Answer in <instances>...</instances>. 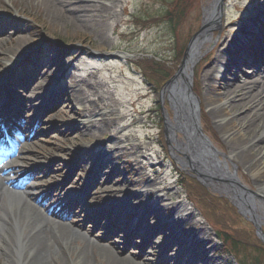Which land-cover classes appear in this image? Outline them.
<instances>
[{"label": "rangeland", "instance_id": "obj_1", "mask_svg": "<svg viewBox=\"0 0 264 264\" xmlns=\"http://www.w3.org/2000/svg\"><path fill=\"white\" fill-rule=\"evenodd\" d=\"M212 1L61 0L63 10L79 5L87 7L86 12L74 17L66 14L67 18L77 20L73 24L72 21L55 18L41 0H0V27H4L0 30L1 50L11 46L10 36L19 34V31L26 37L24 50L18 51V55H0V142L4 138L10 143L16 140L20 143L16 151L22 154H12L4 168L16 165L26 168L19 178L33 174L37 169L39 178L31 177L27 185L38 201L49 205V214L55 215V210L63 213L61 220L72 229L81 227L80 233L86 234L95 243L106 245L119 259L128 258L134 264H159L164 251L153 248L158 240L156 234L149 240L148 236L153 228L161 226L166 231L171 230L167 238L173 239L175 232L171 224L174 222L190 231L200 228L208 231L207 237L215 247L212 255L219 264H240L231 255L221 253L214 228L205 220L201 209L187 198L180 182L183 175L188 178L191 187L194 181L197 182L206 193L214 199L218 198L219 201L214 203L219 208L229 212L231 208L223 201L226 200L240 216L237 229L254 230L255 233V226H258L249 216L243 217L239 213L229 196L208 182V188H205L190 167H182L176 160V156L183 157L182 153L172 149L169 134L168 144L163 135L161 91L179 68L190 41L201 32L205 9ZM177 2L184 15L176 31L172 32L168 22L160 18ZM263 11L264 0H223L217 25L207 31V40L203 41L199 54L189 65L191 77L188 83L199 101V122L202 129L206 125L211 137L205 134L215 150L223 155L218 156L220 160L229 156L231 150L220 129L221 123L205 107L202 75L213 65L223 50L222 46L226 47L224 41H231L245 27L246 17ZM260 23L255 25V32L259 35ZM15 25L17 28L11 30ZM261 39L260 45L254 48L262 54L264 37ZM179 47H183V52L174 73L156 90L151 82L142 77L136 62L139 59L163 60L172 65ZM226 49L229 56L220 58L225 69H220L221 74L218 75L228 82L236 73L235 68L231 69L230 56L238 48ZM246 56L243 63L253 54ZM52 70L57 73L54 75ZM240 71L264 83V73L241 67ZM66 89L77 94L81 104L75 106L69 103ZM163 100L172 119L173 111L170 110L167 96ZM82 123L88 126L85 132L77 130ZM90 135L95 140L93 144L82 140ZM177 137L181 138L179 134ZM259 139L260 135L240 151ZM1 146L7 147L4 144ZM100 146L106 153L100 151ZM87 149L91 151L89 158L80 162V168L75 167L77 159ZM98 156L112 161L113 168L100 173L103 180H108L114 179V172L117 171L116 180L110 181H115L114 184H96L101 179ZM24 158L31 159V162L26 164ZM227 165L231 170V164L228 162ZM237 173L241 186L249 193L256 192L260 187L254 168L241 166L237 168ZM260 175L263 179L264 173ZM122 181L128 185L127 191L122 190ZM56 186H60V191L69 198L60 209L54 206L63 197L62 193L53 194ZM133 193L139 194V197L134 198ZM124 198L129 202L137 200V205L130 207L121 203L118 208L106 209L107 202H118ZM76 199L83 200L81 209L69 210ZM143 205L149 206L144 216L153 206L157 210L154 209L153 213L156 214L142 223L140 208ZM89 218L92 221L86 223V220L90 221ZM147 224L154 227L150 229ZM122 228L130 230L122 231ZM135 228L139 234L130 235ZM261 228L264 231V225ZM256 238L264 248L263 241ZM176 241L186 246L188 243L183 239ZM252 248L248 249L247 258L250 261L256 257L262 258ZM6 255H10V252L0 247V264H5L3 257ZM17 256L10 255L15 264L22 259ZM98 256H95L97 261ZM171 259L172 254H167L165 260L170 262ZM182 261L192 264L190 258H183ZM248 262L245 259V263Z\"/></svg>", "mask_w": 264, "mask_h": 264}, {"label": "bare ground", "instance_id": "obj_2", "mask_svg": "<svg viewBox=\"0 0 264 264\" xmlns=\"http://www.w3.org/2000/svg\"><path fill=\"white\" fill-rule=\"evenodd\" d=\"M41 2L45 8L51 10V15L55 18L72 21L73 24L77 20L69 19L70 17L67 18L66 16L72 14L74 17V15L82 14L86 12L87 8L79 5L72 9L68 7L63 10L60 7L61 0H41ZM262 19L264 20V11L256 15L254 13L249 14L245 19V27L241 28L242 30L231 41H224V45L227 44L226 47L222 46L223 50L215 58L213 65L202 75V84L205 89L204 104L209 109L211 116L221 123L220 129L226 136L231 150L229 156L220 160L218 158L220 154L215 150L212 143L205 142L200 136L199 129L201 127L197 122V114L200 109L199 101L190 91L188 95V82H190L191 77L189 65L193 58L199 54L203 41L207 40V31L217 25L219 20L217 0H213L205 9L202 30L192 40L180 72L173 83L161 92V97L167 96L174 114L172 119L168 118V134L171 138L172 149L176 152L179 151L183 156L182 158L176 156L177 162L179 161L184 168L186 166L189 168L188 165H190L205 182L213 185V188L218 189L235 201L242 211L258 225L260 236L264 238V231L261 228L264 225V178L262 179L260 175V173H264V154L257 158L262 152L264 153V83L259 82L251 75L245 76L240 73V67L252 69V72L259 74L264 73V61L262 60L264 57L258 49L254 48L255 45L258 46L257 42L260 43L259 34L255 32V25L260 23ZM260 27L261 34H264V21L260 23ZM2 28L4 27H0V30H3ZM16 28L17 25L12 26L11 30ZM21 32L10 36L11 46L7 50L0 48V52H2L0 55L3 57L14 56L18 55V51L24 50L26 37ZM227 47H237L238 49L230 56L231 60H237V62L230 60L231 69L235 68L236 73L231 81L225 82L218 74H221L220 69H225V64L222 63L223 59L220 60V58L229 56ZM238 52L240 56H238ZM249 53H252L253 56L249 58L248 63H243V59ZM217 64H219L218 68ZM52 73L55 75L57 71L52 70ZM228 73L231 75L230 72ZM1 77L0 80H2ZM66 90V98L70 101H68L69 103L75 106L81 104L77 94ZM193 111L194 114H192ZM105 124L108 125V123ZM87 128V124L82 123L77 130L85 132ZM178 134L181 138L177 137ZM102 135L105 136V134ZM258 135H260V139L256 143H252L250 147L240 151ZM82 140L88 144H93L95 141L91 135L82 138ZM13 145L14 150L19 147L16 141L13 142ZM90 154L91 151L85 150L77 159L75 167L80 168L82 164L80 162H85ZM23 160L26 164L31 162V159L28 158ZM98 162L100 164L98 173H104V169L113 168V163L109 159L104 160L98 156ZM228 162L231 164V170L228 168ZM241 166L254 168L257 172L256 181L259 182L260 187L256 192L249 193L240 186L237 168L239 169ZM25 169L20 168V166L13 167L10 172L3 168L0 169V175H2L0 176V247L8 250L12 256L15 254L20 256L22 259H18L19 264H134L128 258L119 259L106 245L95 243L86 234L80 233L81 227L76 226L78 230L72 229L68 223L61 220L63 213L56 210L55 215L49 214L47 212L48 204L38 201L37 196L33 195L31 189L26 185L21 187L25 184V179L20 182L17 181L16 175L24 172ZM38 174H33L32 178H39ZM100 174V183H96L99 186H102L103 182L104 184L111 183V180L117 178V171L114 172V179L103 180L104 177H102V173ZM114 183L115 181L111 184ZM127 187L128 185L122 181V190L127 191ZM60 188V186H56L53 192L54 195L62 193V200L56 203V206L59 207L64 201L69 200L67 194L60 191ZM108 190L110 189L108 188ZM135 196L139 197V194L133 193L134 198ZM260 202L263 203V206ZM74 203L81 208L83 200L80 199ZM107 203L106 209L109 211L110 208H118L121 203L135 207L137 200L129 202L127 198H124L118 202ZM148 207L143 205L140 208L143 213H141L143 216L142 223L156 214L153 212L157 208L153 206L150 212L144 216ZM89 220H86V223L92 221L91 218ZM171 225L175 232V236L171 240L167 238V235H171V230L166 231L161 226L153 228L148 236L149 240L156 234L158 240L153 248L164 251L159 264H184L183 258H190L192 264H219L212 255L215 247L207 237L208 231H203L201 228L190 231L182 228L183 226L177 222ZM149 227L151 229L154 226ZM99 228L101 229V227ZM121 230L130 229L122 228ZM138 232L139 230L135 228L131 230L130 235H136ZM175 237L176 240L188 241L187 246L178 244ZM9 244L15 249L14 251ZM148 244L149 242H147ZM176 252L177 254H175ZM167 254H172L170 262L165 260ZM10 255L3 257L5 264H15ZM95 256H98V261Z\"/></svg>", "mask_w": 264, "mask_h": 264}, {"label": "trees", "instance_id": "obj_3", "mask_svg": "<svg viewBox=\"0 0 264 264\" xmlns=\"http://www.w3.org/2000/svg\"><path fill=\"white\" fill-rule=\"evenodd\" d=\"M178 2L176 5H172L173 7L171 10L166 11L160 18L162 19L161 21L168 22L172 32L176 31V26L179 24L184 15ZM182 52L183 47H179L176 52L177 57L172 65L163 60L156 61L139 59L136 62V67L142 77L146 81L151 82L155 89L158 90L163 82H165L174 73ZM203 127L204 132L210 136L209 130L205 124ZM187 180L188 178L183 175V179L180 181L186 190L187 198L201 209L205 220L212 228H214L215 235L221 244V253L231 255L240 264H264V248L262 244L256 238L254 230L249 232L244 230V228L237 229L240 216L236 213L235 209L226 200L222 199L224 203L231 208V211L229 212L223 211V208H219V205L214 203L215 201H219L218 198L214 199L195 181L193 183L194 186L191 187ZM253 246L260 250L253 249ZM249 248H252V250L261 254L262 258L259 259L256 257L250 261V259L247 258L249 256H246ZM245 259H248L249 262L245 263Z\"/></svg>", "mask_w": 264, "mask_h": 264}, {"label": "water", "instance_id": "obj_4", "mask_svg": "<svg viewBox=\"0 0 264 264\" xmlns=\"http://www.w3.org/2000/svg\"><path fill=\"white\" fill-rule=\"evenodd\" d=\"M217 4H218V6H219V11H220V10L222 9L223 0H217ZM193 39H194V38H193ZM193 39H192V40H193ZM192 40L190 41V44H191ZM190 44H188V46L186 47V49H185V51H184L183 59H182V61H181V63H180L179 68L177 69L176 73L171 77V79H170L168 82H166V84L164 85L163 90L166 89L168 86H170V85L173 83L174 79L176 78V76H177L178 73L180 72V70H181V68H182V66H183V64H184L185 56L187 55V51H188V49H189ZM163 90H162V91H163ZM189 91L192 93V91H191V87L189 86V83H188V95H189ZM192 94H193V93H192ZM194 97H195V96H194ZM161 100H162V103H163V97H161ZM167 100H168V98H167ZM168 102H169V100H168ZM169 106H170V103H169ZM170 110H172V106H170ZM172 111H173V110H172ZM192 114H194V111L192 112ZM162 115H163V133H164L165 138L167 139V135H168V116H167V113L164 114V110H163V109H162ZM173 117H174V114H173ZM197 122L200 124V122H199V113L197 114ZM200 127H201V126H200ZM199 133H200V136L203 138V140H204L205 142H210V140L208 139V137L205 136L204 133L202 132V129H201V128L199 129ZM166 141H167V144H168V139H167ZM188 164H189V161H188ZM188 166L191 168V171L195 174V178L199 181V183H201L203 186H205V187L208 188V184H207V182H205V180H203V179L199 176V174H198L197 172H195V170H194L190 165H188ZM240 186H241V185H240ZM241 187H242V186H241ZM242 188H243V187H242ZM243 189H244V188H243ZM245 190H246V189H245ZM246 191H247V190H246ZM247 192H248V191H247ZM230 200L232 201V204L238 209L239 213H240L243 217H245L246 213L242 211V209H241V208L235 203V201H233L231 198H230ZM255 228H256V233H257V235L259 236V238H261V240H262L263 243H264V238H262V237L260 236V230H259V227H258V226H255Z\"/></svg>", "mask_w": 264, "mask_h": 264}]
</instances>
